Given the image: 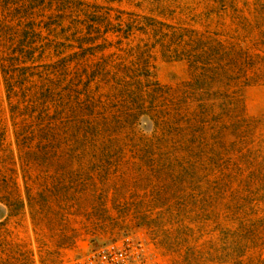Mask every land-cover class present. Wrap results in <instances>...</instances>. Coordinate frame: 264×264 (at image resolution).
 I'll use <instances>...</instances> for the list:
<instances>
[{"label": "rangeland", "instance_id": "obj_1", "mask_svg": "<svg viewBox=\"0 0 264 264\" xmlns=\"http://www.w3.org/2000/svg\"><path fill=\"white\" fill-rule=\"evenodd\" d=\"M138 232L264 264V0H0V264Z\"/></svg>", "mask_w": 264, "mask_h": 264}, {"label": "built area", "instance_id": "obj_2", "mask_svg": "<svg viewBox=\"0 0 264 264\" xmlns=\"http://www.w3.org/2000/svg\"><path fill=\"white\" fill-rule=\"evenodd\" d=\"M74 264H165L142 233H126L80 254Z\"/></svg>", "mask_w": 264, "mask_h": 264}]
</instances>
